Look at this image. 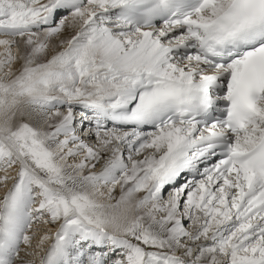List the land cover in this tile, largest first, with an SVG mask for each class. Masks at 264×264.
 I'll return each mask as SVG.
<instances>
[{"label": "snow or ice", "instance_id": "6c2138e0", "mask_svg": "<svg viewBox=\"0 0 264 264\" xmlns=\"http://www.w3.org/2000/svg\"><path fill=\"white\" fill-rule=\"evenodd\" d=\"M0 190V264H264V0H0Z\"/></svg>", "mask_w": 264, "mask_h": 264}, {"label": "bare ground", "instance_id": "6f19581e", "mask_svg": "<svg viewBox=\"0 0 264 264\" xmlns=\"http://www.w3.org/2000/svg\"><path fill=\"white\" fill-rule=\"evenodd\" d=\"M3 195V190H0V196H2ZM51 241H49V243H50Z\"/></svg>", "mask_w": 264, "mask_h": 264}]
</instances>
